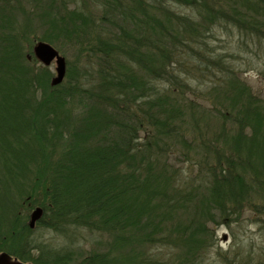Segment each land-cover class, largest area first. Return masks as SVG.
I'll use <instances>...</instances> for the list:
<instances>
[{
	"label": "trees",
	"instance_id": "16d2710c",
	"mask_svg": "<svg viewBox=\"0 0 264 264\" xmlns=\"http://www.w3.org/2000/svg\"><path fill=\"white\" fill-rule=\"evenodd\" d=\"M43 3L37 0L29 12L36 27L22 34L16 11L24 7L19 9L16 0H0V256L26 264L75 261L68 251L60 253L35 243L28 217L15 211V205L27 198L34 176L37 181L48 180L43 197H37L40 203H29L30 209L43 210L38 227L61 234L72 229L116 232L114 245L136 239L145 224L150 237H161L166 231L161 229L163 219L168 217L164 214L188 203L204 206L208 200L224 221L246 209L264 216V202L250 205L241 198L246 183L256 188L262 178L258 162L251 169L245 154L255 146L259 161L264 159V102L239 85L228 59L234 55H214L207 43L214 37V27H232L243 38L253 37L263 50L264 0H102L104 16L94 10L91 14L67 10L66 3L61 8L51 2L43 7ZM166 3L187 13H177ZM29 41H43L55 49L71 47L79 66L67 67V82L52 87V73L35 60L32 51L24 52L23 43ZM188 72L217 80L221 76L234 84L222 89L229 100L222 105L228 110L217 116L220 123L215 121L220 128L207 118L203 132L198 120L205 117V110L197 113L192 101H169L154 83L163 82L169 91L180 89L185 97L188 89L182 76ZM211 87L218 91L219 86ZM187 117L202 142L205 134L207 154L213 155V160L202 162L211 199L189 195L193 189H178L175 185L183 175L168 163L177 146L194 151L195 143L186 138L183 128ZM228 120L232 126L248 129L250 136H243L240 129L227 144ZM215 130L220 138L213 137ZM218 139L225 141L224 147ZM236 140L245 141L232 151ZM237 167L256 169L257 175L246 180ZM181 194L185 197H178ZM176 225L181 229L172 228L175 242L182 246L186 260L200 257L208 249L201 227L188 222ZM218 256L234 264L226 254ZM129 260L125 264H140L134 257ZM118 261L123 262L95 253L83 260L85 264Z\"/></svg>",
	"mask_w": 264,
	"mask_h": 264
},
{
	"label": "rangeland",
	"instance_id": "374dc122",
	"mask_svg": "<svg viewBox=\"0 0 264 264\" xmlns=\"http://www.w3.org/2000/svg\"><path fill=\"white\" fill-rule=\"evenodd\" d=\"M36 1L37 0H16L19 9L24 7L22 10L20 9L16 11L20 16L19 25L22 34L30 32L31 29L36 27V22L32 20L33 18L30 17L29 14L30 9L33 8ZM42 1L44 2L43 7H45L48 2L53 3L54 8H61V6L66 3L64 8L67 10L80 9L85 13L90 14L94 10V13L98 12L103 14V16L105 13L103 6L100 5L102 4V0ZM166 6L177 13H187V9L178 8L169 3H166ZM106 14L107 13H105V15ZM226 30L228 31L226 32ZM226 30H223L222 28L220 29V27H214L211 31L214 37L208 40V47L214 49V55L233 54L234 56H232V58L229 57L228 59L229 63L235 68L236 73H238L239 85H244L245 89H248V93L261 102H264V49L262 50L258 47L257 41L253 39V37L251 38V36H247L246 38H243L234 31L235 29L232 27H229ZM36 33L39 35L41 32L36 30ZM37 42L38 41H29L27 44L23 43L25 46L24 52L29 54V51L33 50V47ZM238 46L244 47V52L238 50ZM55 50H57L64 58L66 62V72L67 67L69 66L72 69L75 68V66H79V64L77 65L75 49L64 46L60 49L56 48ZM237 52L240 56H236ZM46 68L52 73V78L55 77L54 63ZM185 71H188V68H186ZM217 77L220 79L217 80L215 77H209L207 74L201 75L199 72L191 75H189V72L187 74L185 73V76H182L183 83L185 84L184 86L188 89L185 97L183 96L184 91H181L180 89L169 91L162 87L163 82L160 81L154 83L161 89L163 94H166L169 97V101L174 102L177 99H183L186 102L192 101L197 107V113H199L201 109H204L206 115L198 120V124L203 132H205L204 122L207 121V118L210 120L211 124H215V128H220L215 121L220 123L219 120L221 119L217 116H220V113H224L228 110L223 108L222 105L229 100V98L223 96L222 89H225L230 84L234 86L232 81L226 79L223 80L221 76ZM66 80L65 76L63 83H65ZM212 84L219 86L218 91H215L211 87ZM190 92H193L194 94H191ZM181 93H183V95H181ZM213 104H216L217 106L213 108ZM227 112L224 115L230 117ZM76 113L80 114V110H76ZM185 113L186 115H190L188 111ZM192 125L193 121L187 117L185 127L183 128L187 131L186 138H192L195 143L194 151L191 153L185 151L182 146L181 148L177 146V148H175L176 153L173 151L169 154L168 160L170 161L168 163L170 164L171 170L178 171V173L183 175L180 179L181 182H178L175 185L178 189L183 188L188 191L193 189L192 194L189 195L202 194L203 196H206V198L211 199L213 194L207 195V193H210L208 188H210L211 185L208 183L206 184L207 181L202 178L205 174L202 162L204 160H213V155L207 154L209 149L206 147L209 146V143L208 141L204 142L206 140L205 134L202 135L204 140L202 142L200 137L192 132ZM225 126L226 132H228L227 140H229L227 144H230V140H233L232 137L236 135V131L241 129V125L236 124L232 126V122L228 120ZM241 130L243 136L249 134L248 129ZM249 136L250 135H248V137ZM213 137L220 138L219 131L215 130V136ZM237 138L239 140L243 139L238 136ZM223 139H218L217 141L220 147L225 146V141ZM239 140L234 142L235 147L232 148V151H235V148L239 149L245 141ZM179 148L182 149L183 152L179 153ZM182 153L191 160L182 156ZM256 155L257 149L255 146L251 147L247 154H245V160L249 163L248 166L252 169L254 165L253 162H258L256 169L262 173L259 185L254 188L252 187V183H246V191L242 193L241 198H243L244 202H247L250 205L262 204L264 202V159L263 161H259V157ZM224 157L225 156L223 155L222 163L227 167L229 166V163L225 161ZM214 162L215 161H213V163ZM191 164H195L196 166L192 167L190 166ZM198 164L200 165L199 168ZM197 168L200 169L202 174H199ZM256 169L249 172L248 169L243 170L242 167H237L236 172L240 176H244L246 180H249L251 177L257 175ZM225 170L226 169L224 168L223 172H226ZM35 177L37 176L33 177L32 185L28 187L29 191L27 192V198H23L21 202L19 201L15 205L16 212L19 211L24 217H28L26 223L29 222L31 212L35 208H39L36 206L30 209L29 203L33 201L40 203L41 199L39 198L40 201H38L39 199L37 197H43V192L46 189L45 186L48 182V180H44L43 177H41L40 181H37V178ZM195 180L196 182H194ZM249 188L252 190H249ZM36 189L37 192L34 193ZM183 196L184 194H181L178 197ZM211 207L210 201L205 200L204 206H200L199 203L196 205L188 203L185 206L179 205L175 209H168L169 214H164V216L168 217L163 219L165 224L161 225V229L165 228L166 231L170 230L169 232H162L161 237L157 236V234L150 237L149 225L145 224L143 225L142 230L134 235L136 239L132 241L129 240V242H125V244L121 243V241L116 242V245L113 244V241L117 239L116 232L114 235V233H101L99 231L92 232L87 229H72L68 230L65 234H61L56 233L52 229H44L43 226L40 228L37 226V222L35 223L34 228L31 229L33 230L31 235L33 238L32 240H34L35 243H42L43 245H46V247H50L60 253L66 251L72 253L74 256H72L73 261L75 260L73 264H85L83 262L84 257H87L91 253L106 254L109 255V257L123 261H118V264H125V261H130L129 259L131 257H134V259L139 261L140 264H226L224 262V257L218 256L223 254H226L227 259L234 262V264H247L246 260L250 261L249 264H264V216L259 217L254 213L252 214L251 210L246 209L244 212L242 211L243 213L240 216H237V213H233L234 215L231 216V219L227 218L224 221L221 220L220 215L213 211V208ZM168 208H174V206ZM187 222L201 227V237L206 239L208 244V249L201 252L200 257L198 256L191 260H186L185 255L182 253V246L176 245L177 242H175V237L177 234L172 231V228L175 230L181 229V227L176 224L184 225ZM166 224L169 227H166ZM7 257L9 258V256ZM9 259L11 261H17L13 258Z\"/></svg>",
	"mask_w": 264,
	"mask_h": 264
},
{
	"label": "water",
	"instance_id": "95a60500",
	"mask_svg": "<svg viewBox=\"0 0 264 264\" xmlns=\"http://www.w3.org/2000/svg\"><path fill=\"white\" fill-rule=\"evenodd\" d=\"M33 56L43 67H49L52 63L55 65V77L52 78L50 85L52 87L60 85L66 75V62L64 58L59 55L58 51L48 43L37 42L33 47ZM30 206V205H29ZM42 216V209L35 208L29 217L28 227L34 228L35 223ZM0 264H25L18 261H11L6 255L0 257Z\"/></svg>",
	"mask_w": 264,
	"mask_h": 264
}]
</instances>
